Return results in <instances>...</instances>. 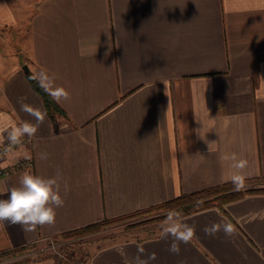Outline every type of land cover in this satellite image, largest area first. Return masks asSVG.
Instances as JSON below:
<instances>
[{
  "label": "crops",
  "instance_id": "crops-1",
  "mask_svg": "<svg viewBox=\"0 0 264 264\" xmlns=\"http://www.w3.org/2000/svg\"><path fill=\"white\" fill-rule=\"evenodd\" d=\"M24 65L64 114L50 117ZM25 121L38 130L0 155V199L29 172L59 174L65 203L31 233L4 222L0 251L264 175V0H0V144ZM183 225L194 233L171 253L165 229ZM169 226L85 264H264V192Z\"/></svg>",
  "mask_w": 264,
  "mask_h": 264
},
{
  "label": "clouds",
  "instance_id": "clouds-1",
  "mask_svg": "<svg viewBox=\"0 0 264 264\" xmlns=\"http://www.w3.org/2000/svg\"><path fill=\"white\" fill-rule=\"evenodd\" d=\"M60 98L67 100L70 94L66 90H62ZM21 110L33 115L39 122H43L44 116L39 110H34L30 106L21 104ZM37 126L27 121L19 126H14L9 133V139L12 143H19L20 137L34 136L37 132ZM42 159H46V154H41ZM235 158V157H233ZM223 159V157H222ZM239 168L244 167V162L236 165ZM58 176L46 178L40 175L25 172L19 180V186L12 187L6 199H0V225L7 222L10 225H20L25 233H31L36 228L43 226H52L56 222V209L63 207L65 200L61 195ZM232 181L237 189L243 186L244 177L236 174L232 176ZM67 187L65 186V192ZM171 216V214H170ZM206 233L214 234L205 229ZM226 234H231L232 229L226 228ZM194 233L191 226L183 225L175 232L171 227H166L163 238L173 237V243L169 247V251L179 254V245L176 241L187 243ZM155 259V256L152 257Z\"/></svg>",
  "mask_w": 264,
  "mask_h": 264
},
{
  "label": "trees",
  "instance_id": "trees-1",
  "mask_svg": "<svg viewBox=\"0 0 264 264\" xmlns=\"http://www.w3.org/2000/svg\"><path fill=\"white\" fill-rule=\"evenodd\" d=\"M28 77L32 87L42 97L45 108L48 114L50 115V117L54 119L56 114H61V113L64 114V111L53 99V97L50 95L48 90L40 83V81L33 74L28 75ZM261 192H264V175L244 178L243 186L240 187L239 189H237L233 181L230 180L214 186H209L203 189H199L193 192H181L176 197H173L165 201H161L150 207L139 209L131 213L119 215L112 218H104L99 222L85 225L76 228L74 230L61 233L59 235L54 236V238L56 237L67 238L78 234H83L85 232H91L93 230L102 227L104 224L112 223L114 221L122 220L139 214H144L145 212L154 209H157L159 212H161V214L153 218L151 217L149 219H145L146 221H144V223L154 222L158 220H166V219H178L187 214L210 207H218L221 210H224L225 204L230 201L239 199L249 193H261ZM141 223L143 222L140 221L139 223H134L132 226H137ZM25 247L26 245H23V246H17L13 250H9V249L2 250L0 251V257L7 255L11 251L12 252L18 251L20 248H25ZM56 260L62 264H71L69 258L64 260L63 258L56 257Z\"/></svg>",
  "mask_w": 264,
  "mask_h": 264
},
{
  "label": "rangeland",
  "instance_id": "rangeland-1",
  "mask_svg": "<svg viewBox=\"0 0 264 264\" xmlns=\"http://www.w3.org/2000/svg\"><path fill=\"white\" fill-rule=\"evenodd\" d=\"M157 209L135 215L112 223L104 224L102 227L91 232H85L75 236L61 238L48 237L38 242L26 245L18 251L9 252L0 257V264H22L43 259L56 260V257L66 260L69 258L71 264H85L93 251L100 245L124 240L133 237H148L157 234L162 228L172 225L177 219L158 220L145 222V219L160 215ZM143 223L132 226L134 223ZM15 247L9 249L13 250ZM64 256V257H63Z\"/></svg>",
  "mask_w": 264,
  "mask_h": 264
},
{
  "label": "built area",
  "instance_id": "built-area-1",
  "mask_svg": "<svg viewBox=\"0 0 264 264\" xmlns=\"http://www.w3.org/2000/svg\"><path fill=\"white\" fill-rule=\"evenodd\" d=\"M14 143H12L10 141V139H6L5 141H3L0 144V155L6 153V151L13 145ZM9 171L3 167L0 166V177L6 173H8ZM79 264V263H78Z\"/></svg>",
  "mask_w": 264,
  "mask_h": 264
},
{
  "label": "water",
  "instance_id": "water-1",
  "mask_svg": "<svg viewBox=\"0 0 264 264\" xmlns=\"http://www.w3.org/2000/svg\"><path fill=\"white\" fill-rule=\"evenodd\" d=\"M23 68H24V70L26 71V73L28 75H31L30 69H29V67L27 65H24Z\"/></svg>",
  "mask_w": 264,
  "mask_h": 264
}]
</instances>
